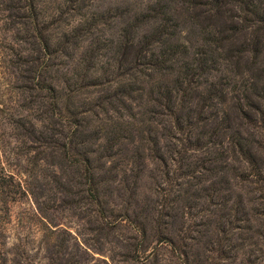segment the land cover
<instances>
[{"label":"trees","instance_id":"trees-1","mask_svg":"<svg viewBox=\"0 0 264 264\" xmlns=\"http://www.w3.org/2000/svg\"><path fill=\"white\" fill-rule=\"evenodd\" d=\"M96 2L0 0L8 13L0 73L39 96L45 131L36 139L50 149L46 157L85 178L96 229L121 232L125 262L222 264L238 255L235 230L250 232L257 221L264 236V0H119L115 9ZM103 26L116 29L107 35ZM21 117L6 111L0 125L33 136L37 126ZM146 148L165 164L153 215L111 208L107 183L118 173L105 163L127 161L124 179H138L142 169L132 164ZM4 154L0 142V264H8L12 203L24 194ZM195 211L205 223L192 230L183 221L171 232L168 218L189 221ZM193 231L215 234L206 257L193 251ZM83 253L64 264H98Z\"/></svg>","mask_w":264,"mask_h":264},{"label":"rangeland","instance_id":"rangeland-1","mask_svg":"<svg viewBox=\"0 0 264 264\" xmlns=\"http://www.w3.org/2000/svg\"><path fill=\"white\" fill-rule=\"evenodd\" d=\"M118 1L97 0L96 7L115 9ZM3 8L0 5V26L8 14ZM114 13H118V10ZM102 28L107 35L116 29L112 31L106 26ZM6 34H10L9 31ZM0 35H5L1 28ZM84 42L81 46L86 44ZM2 76L0 73V118L8 111L16 118L23 116L22 121L28 129L31 124L37 126L32 136L27 129L15 124L0 125V142L6 154V158H2L4 166L15 175L24 190L21 198L12 203L10 221L5 224L4 241L8 264H64L66 261L71 263L79 255H86L83 250L88 251V257H94L98 264H104L103 260L112 264H129L124 261V253L128 250L123 247L125 240L121 232L103 235L96 229L99 220L98 208L96 207L97 211L94 212V206L88 198L85 178L79 171L70 167V164H61L56 157L45 156V152H50V149H46L44 144L36 139L45 131L44 122L40 121L42 104L39 96L22 94L20 86L24 85L23 82L8 84ZM30 103L33 105L28 107ZM161 146L164 149V143ZM152 153L146 148L143 159L132 164L136 172L142 169L138 179L131 172H128L127 179H124V171L128 170L127 161L121 162L120 158L116 157L111 163H105L106 167L110 166L114 173H118L115 182L107 183L110 191L107 200L111 208L117 211L128 209L134 214L147 207L145 213L153 215V200L156 199L160 183L165 181L162 175L165 164L153 157ZM81 170L83 172L84 169ZM132 189L136 194L131 199ZM189 218V221L179 216L175 220L168 218L167 220L173 222L171 232L175 233L183 221L187 224L192 222V230L196 229V223L206 222L205 213L200 211H195ZM212 226L215 227V224ZM260 227L263 226L256 221L254 229L250 232L235 230L230 247L239 248L238 255L222 264H248V261L249 264H264V236L256 235ZM191 234L198 238L193 242V251L202 252L206 257L208 241L210 238L215 240V234L211 236V231L203 236L194 231ZM152 241L153 236L150 237V242ZM77 244L80 245V251L77 250ZM152 244L155 243H150ZM166 255L167 250H161V256Z\"/></svg>","mask_w":264,"mask_h":264}]
</instances>
